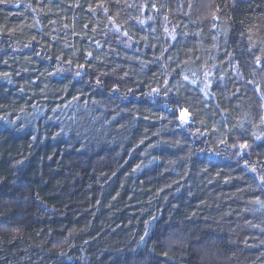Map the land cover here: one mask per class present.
Here are the masks:
<instances>
[{
  "label": "trees",
  "instance_id": "1",
  "mask_svg": "<svg viewBox=\"0 0 264 264\" xmlns=\"http://www.w3.org/2000/svg\"><path fill=\"white\" fill-rule=\"evenodd\" d=\"M262 177L264 0L0 3V264H264Z\"/></svg>",
  "mask_w": 264,
  "mask_h": 264
},
{
  "label": "snow or ice",
  "instance_id": "2",
  "mask_svg": "<svg viewBox=\"0 0 264 264\" xmlns=\"http://www.w3.org/2000/svg\"><path fill=\"white\" fill-rule=\"evenodd\" d=\"M2 2H5V0H0V3ZM89 56H91V53H88ZM258 64L260 63L259 61V58H257V61H256ZM82 67V66H81ZM77 75H79V73H77ZM185 79H187V77H185ZM97 83H99V81H97ZM117 89H113V91H116ZM153 93H156V94H159V89H153L152 90ZM167 94V92H165V95ZM190 113L188 112L187 109H184L182 111H180V114H179V119L184 122V123H188L189 122V117H190ZM256 139H260V137H256ZM223 143V141H222ZM248 147V144L245 142V143H241L239 144L238 146V151L240 153V155H243L244 154V150L247 149ZM252 171H255V168L252 169ZM261 182L262 184H264V177L261 178ZM145 235H147V231L145 232ZM144 237H141V240L143 241Z\"/></svg>",
  "mask_w": 264,
  "mask_h": 264
}]
</instances>
